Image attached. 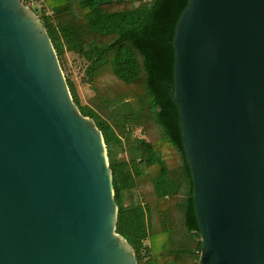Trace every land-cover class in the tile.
Listing matches in <instances>:
<instances>
[{
	"label": "water",
	"instance_id": "95a60500",
	"mask_svg": "<svg viewBox=\"0 0 264 264\" xmlns=\"http://www.w3.org/2000/svg\"><path fill=\"white\" fill-rule=\"evenodd\" d=\"M173 46L198 264H264V0H189ZM118 213L41 17L0 0V264H138Z\"/></svg>",
	"mask_w": 264,
	"mask_h": 264
},
{
	"label": "trees",
	"instance_id": "16d2710c",
	"mask_svg": "<svg viewBox=\"0 0 264 264\" xmlns=\"http://www.w3.org/2000/svg\"><path fill=\"white\" fill-rule=\"evenodd\" d=\"M188 2L43 0L39 6L75 103L104 134L117 232L134 248L138 264H198L202 247L179 111L170 94L173 39ZM67 53L83 58L78 67L81 81L95 92L92 105L81 103ZM139 126L145 137L135 134Z\"/></svg>",
	"mask_w": 264,
	"mask_h": 264
},
{
	"label": "rangeland",
	"instance_id": "374dc122",
	"mask_svg": "<svg viewBox=\"0 0 264 264\" xmlns=\"http://www.w3.org/2000/svg\"><path fill=\"white\" fill-rule=\"evenodd\" d=\"M32 9L35 12H37L38 15L40 16V7L39 6L34 5L32 7ZM82 59L83 58L78 57L77 55H75L73 53H67L66 54V65H67L68 69L72 72V78L76 84L77 93L80 97L81 103L92 105L93 99H95V92L88 84H85L81 81V77H82L83 73L81 71H79L78 66L80 65V62L82 61ZM135 134H137L138 136L145 137V134L142 133V129L140 126L136 127ZM122 156L128 157V154L123 153L120 155V157H122ZM181 179H182V183H181L182 184V191H183V189H184V191H186L187 190L186 182L182 176H181ZM179 195L181 197V194H179Z\"/></svg>",
	"mask_w": 264,
	"mask_h": 264
},
{
	"label": "built area",
	"instance_id": "2783aa9c",
	"mask_svg": "<svg viewBox=\"0 0 264 264\" xmlns=\"http://www.w3.org/2000/svg\"><path fill=\"white\" fill-rule=\"evenodd\" d=\"M26 5L33 7L34 5L41 6L43 5V0H22Z\"/></svg>",
	"mask_w": 264,
	"mask_h": 264
}]
</instances>
